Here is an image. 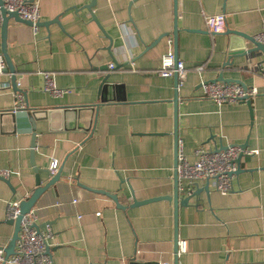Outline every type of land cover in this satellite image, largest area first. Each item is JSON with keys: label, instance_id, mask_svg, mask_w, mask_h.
Wrapping results in <instances>:
<instances>
[{"label": "crops", "instance_id": "0c3cea01", "mask_svg": "<svg viewBox=\"0 0 264 264\" xmlns=\"http://www.w3.org/2000/svg\"><path fill=\"white\" fill-rule=\"evenodd\" d=\"M39 1V30L9 21L7 51L19 92L3 72L0 112H36L35 167L49 170L57 160L60 169L64 163L61 180L34 208L39 227L52 230L53 264H174L175 234L187 242L179 264H264V78L258 68L264 54L229 61L231 36L211 33L204 24V15L224 14L227 32L256 38L264 0H177V13L174 0H96L92 10L100 27L84 9L92 0ZM176 20L177 55L188 69L178 89L173 77L158 75L162 57L175 50ZM1 45L0 30V55ZM113 60L118 69H111ZM43 73L69 92L55 98L46 93ZM218 74L257 87L253 116L246 103L219 106L203 95L201 84ZM107 76L115 87L101 104ZM122 96L124 102L118 100ZM176 96L179 149L191 161L200 146L246 145L248 152L233 176V192L209 186L191 198L179 207L177 231L173 202L131 207L133 196L143 202L174 195ZM98 104L93 125L90 107ZM73 108H82L83 117L64 113ZM32 139L25 131L0 134V172H9L12 187L0 180V248L14 232L7 204L22 202L36 189ZM40 175L48 182L47 173ZM178 184L181 199L207 182L197 188ZM81 185L117 195L127 209Z\"/></svg>", "mask_w": 264, "mask_h": 264}, {"label": "built area", "instance_id": "2783aa9c", "mask_svg": "<svg viewBox=\"0 0 264 264\" xmlns=\"http://www.w3.org/2000/svg\"><path fill=\"white\" fill-rule=\"evenodd\" d=\"M3 6L8 12L19 13L20 18L32 24L34 30L38 29L42 15L40 11L39 0H3ZM262 32L256 36V40L264 44V20ZM2 24V14L0 13V27ZM204 24L212 33H223L226 31V17L224 14L204 15ZM162 65L158 71L159 76L173 77L175 74L179 78V83L183 84L187 80L188 69L185 62L175 60L173 50H169L162 57ZM249 63H255L250 58ZM253 66V64H252ZM111 69L115 68L114 64L110 65ZM6 68L3 56L0 55V76ZM259 74L264 78V65L258 66ZM203 70V66L197 67ZM252 69V67H251ZM44 91L53 98L62 97L69 92L67 89H61L56 85L51 73H43ZM202 93L211 101L219 106L245 103L247 100H254L258 97V89L256 86L243 87L236 83L225 84L222 82H206L201 84ZM22 107H24L23 97L19 94ZM243 150L238 145H228L225 150L210 149L204 146L198 147L195 152V158L191 161L185 155L182 149L178 154V181L188 184L190 187H198V182H209L215 191L222 194H230L233 192V176L236 175L238 165L236 163ZM248 153L244 151V154ZM252 153V152H250ZM249 153V154H250ZM257 153V152H253ZM59 163L53 161L49 168L52 176L58 173ZM0 176L8 177L9 172H0ZM21 201H11L7 204V219L16 220L20 216ZM36 210L22 216L21 231L17 240L15 253L6 261L5 248H0V262L8 264H53L50 254L47 252L49 240L52 238V230L46 226L44 228H36L37 222ZM187 242L182 240L179 242L178 255L186 251ZM168 264V263H165Z\"/></svg>", "mask_w": 264, "mask_h": 264}, {"label": "water", "instance_id": "95a60500", "mask_svg": "<svg viewBox=\"0 0 264 264\" xmlns=\"http://www.w3.org/2000/svg\"><path fill=\"white\" fill-rule=\"evenodd\" d=\"M175 2V8H176V13H177V0H174ZM96 4V0H92L89 4H87V6L84 8L86 10H89L93 21L95 23H97V25H99L96 16L92 10V8L95 6ZM0 13L2 14V24L0 27L1 33H2V56L6 65V68L4 69V73H10L11 74V83L13 85V89L15 92H19V89L17 87V83H16V69L14 67V65L11 62V58L8 54L7 51V37H8V25H9V21L10 20H14L16 23L17 22H21V23H25L27 25L32 26V24L28 21H25L23 19L20 18L19 13H12V12H8L4 6H3V0H0ZM177 15V14H176ZM177 17V16H176ZM54 22H58V19H55ZM38 26H41L42 24L39 22L37 24ZM175 31H174V43H175V50H174V55H175V60H178V55H177V35H178V25H177V20L175 21ZM100 27V25H99ZM102 28V27H101ZM223 33H226V35L231 36L230 37V43H229V50H228V54H227V59L229 61L232 60V58H248L250 57V55L252 54H257L259 52H261L262 54H264V44L257 41L254 37L252 36H248V35H244L238 31H225ZM214 34H222V33H214ZM246 43H248L250 46L248 47L246 45ZM115 68L114 69H118V67H120V65L118 64V62H116L115 60H113ZM131 62V61H130ZM173 78L175 79V85L176 88L178 89L179 87V78L177 77V75L175 74L173 76ZM108 76L103 79L104 81L102 82V87H101V91H100V95H101V104L106 103L109 101L108 97V93L110 92V88H114L115 86L110 84L108 82ZM213 82H222L225 84H231V83H236L239 84L243 87H246V85L244 83H242L239 80L236 79H226L222 76V74H218L217 78L215 80H213ZM212 82V83H213ZM118 87V90L121 89L120 86H116ZM119 101H125L126 97L122 96V97H118ZM249 108V110L251 111V114L253 116V109H252V100H247L245 102ZM100 107V104L98 105H94L92 107L87 108L90 111H93V115L95 116V118L92 121V124L95 125L96 123V119H97V113H98V108ZM66 112H64L66 115H70V113H75L78 114V116L80 118H82L83 116L81 115L83 113V109L81 108V111H77V108H73V109H64ZM70 110V112H69ZM174 114H175V120H174V149H175V160H174V168H175V172H174V182H175V192L174 195L172 197H165L163 196V198H153V199H149L143 202H138L135 197L133 196V204L131 205V207H136V206H140V205H144L148 202H154V201H159V200H163V199H167L170 202L174 203V217H175V223H176V227H175V231H177V225H178V210L180 206H186L189 205V200L191 198H195L198 197V195H200L202 193V191H206L209 192V186L210 183L207 182V185L205 186V188H198V190H196L194 193H192L189 197L186 198H181L179 196V184H178V172H177V168H178V154H179V134H178V119H179V113H178V96H176L175 100H174ZM47 115V114H46ZM47 116H50V114H48ZM36 112H30L29 109H22L20 111H2L0 112V134L3 133H11V134H16V133H20L22 131L31 133L33 135V139H32V145H31V155H32V165L34 167V171L36 173V189L35 191L31 194V196L25 200H22V202L20 203V216L17 217L16 220H9L7 219V223L11 224L14 226V232L12 235L11 240L9 241L10 243L8 244V246H6L5 248V257L4 259L7 261L8 258L10 256H12L15 253L16 250V246H17V240L19 238V233L21 231V219L22 216L29 213L31 210H33L35 208V205L37 203V201L39 200L40 196L45 193L46 191H48L51 187H54L57 182H59L62 178V174H63V167H64V163L61 165L58 173L55 176H52L51 172L49 170H41L35 167V149L37 148L36 146ZM5 123L7 126H5ZM243 150V153H241V155L239 156V158L237 159L236 163L238 165V170L236 172V174L238 172L241 171L240 168V160L241 158L245 155L244 151H246L247 147L246 145L240 146ZM226 147H222L219 150H225ZM44 171L45 173L48 174L49 176V180L48 182H46L45 184H43L42 180H41V175L40 172ZM0 180L5 182L10 188L11 187V183L10 180L6 177H2L0 176ZM82 187H84L85 189L90 190L91 192H95L101 195H104L106 197H108L109 199L111 198V200L116 203L117 207L120 209H127V207L123 206L121 203H119L118 197L115 194H109L106 193L104 191L101 190H95V189H89L83 185H81ZM36 228L40 229L41 227H39V225H36ZM175 249H174V253L176 255L175 257V263L174 264H179V255H178V246H179V237H177V234H175ZM47 252L50 254V249H47ZM6 264V263H5ZM146 264V263H145ZM147 264H151V263H147Z\"/></svg>", "mask_w": 264, "mask_h": 264}]
</instances>
